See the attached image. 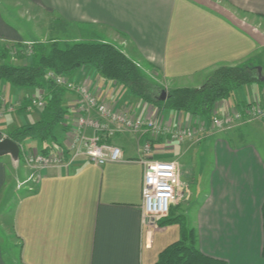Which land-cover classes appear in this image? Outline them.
I'll return each instance as SVG.
<instances>
[{
	"label": "crops",
	"instance_id": "crops-1",
	"mask_svg": "<svg viewBox=\"0 0 264 264\" xmlns=\"http://www.w3.org/2000/svg\"><path fill=\"white\" fill-rule=\"evenodd\" d=\"M0 6L25 13L38 30L42 28H15L0 10V46L27 50L25 46L35 42L108 44L166 93L199 88L217 68L252 63L264 50V0H0ZM59 23L68 30L67 42L50 37V27ZM70 77L99 92L112 114L158 117L171 130L205 122L168 110L159 113L119 84L100 79L91 67H81ZM38 93L0 82V141L12 130L40 120L37 109L7 113L10 105L19 107ZM76 103V95L68 92L64 108L69 125L78 115ZM251 103H264V88L257 84L218 103L213 114ZM86 116L105 121L92 110ZM107 123L112 135L105 133L104 142L121 149L120 162L98 165L66 153L62 164L33 169L9 155L0 159V208L16 197L10 216H0V264H155L187 227L185 222L160 225L167 218L155 228L142 223L140 160L146 142H151L149 157L154 160L174 161L176 153L186 155L199 147L207 156L204 160H210L206 183L191 180L198 189L194 197L202 194L199 201H191L189 223L199 251L224 264H264L263 120L225 131L207 128L199 140L182 143ZM251 127L259 137L243 138L242 132ZM179 170L182 180L186 171Z\"/></svg>",
	"mask_w": 264,
	"mask_h": 264
},
{
	"label": "trees",
	"instance_id": "trees-1",
	"mask_svg": "<svg viewBox=\"0 0 264 264\" xmlns=\"http://www.w3.org/2000/svg\"><path fill=\"white\" fill-rule=\"evenodd\" d=\"M32 61L28 65L16 66L10 63L9 52L0 47V82L14 89L41 91L45 105L40 120L12 130L7 138L22 146L26 141L39 142L42 155H49L57 144L56 130L67 116L64 98L68 93L56 86L48 72L70 77L81 67H91L102 80L119 84L125 92L153 106L159 113L168 110L209 122L215 106L232 98L242 87L260 82L257 67L252 63L233 67H219L212 72L199 88H180L166 93L161 100L162 89L151 83L138 67L123 53L108 44L77 43L61 45L58 42L31 45ZM16 54V55H20ZM30 101L24 102L19 111L25 110ZM264 225V203L262 206ZM181 222L170 214L160 225ZM184 226V225H183ZM180 239L166 247L155 264H224V262L203 255L196 245L193 229L181 228Z\"/></svg>",
	"mask_w": 264,
	"mask_h": 264
},
{
	"label": "built area",
	"instance_id": "built-area-1",
	"mask_svg": "<svg viewBox=\"0 0 264 264\" xmlns=\"http://www.w3.org/2000/svg\"><path fill=\"white\" fill-rule=\"evenodd\" d=\"M17 54V53H15ZM31 54V52H29ZM48 79L56 86L62 87L67 92L74 93L77 97V112L80 115L77 140L78 147L71 152L73 158L85 156L92 162L103 165L104 163H117L122 160V151L119 147L103 142L104 135H112L107 128V122H113L118 130L146 131L154 138L167 139L171 143L199 140L201 135L210 128L215 131L231 129L235 124L250 122L254 119L264 120V106L259 104H242L235 108L225 110L221 115L213 114L209 122L196 123L189 127H180L174 130L165 126L158 117L139 119L129 115L127 111L111 113L99 92L85 84L75 82L71 77L58 76L53 72L47 73ZM45 105L44 95L41 92L30 100L28 108L42 109ZM92 110L104 119L95 120L86 116ZM106 137V136H105ZM26 165L33 169H41L64 162L63 155L29 156L28 152L21 149ZM152 153L151 142L142 146L143 182L142 198V223L148 227H156L158 222L169 216L172 205L185 197L188 199V187L180 179V170L177 162L154 160L149 157Z\"/></svg>",
	"mask_w": 264,
	"mask_h": 264
},
{
	"label": "rangeland",
	"instance_id": "rangeland-1",
	"mask_svg": "<svg viewBox=\"0 0 264 264\" xmlns=\"http://www.w3.org/2000/svg\"><path fill=\"white\" fill-rule=\"evenodd\" d=\"M6 8L4 6H0V10L3 14V18L8 22V24H10L11 26H13L15 28H19L23 31H25L27 28H29L30 30H34L36 28V24H37L36 21L35 20L29 21L31 19L30 16L26 15L25 13L20 14L21 13L20 11H18L17 9H14L12 7L7 8V9ZM262 22L264 24V20L261 21V23ZM39 29L40 30H38L36 28V32L41 31L42 28H39ZM43 31H45L47 34L46 29H44ZM49 31H50V37L56 36L59 40H63L64 42H67L66 38L69 36L68 30L65 29V27L63 28V26L60 23L59 24H53V26L50 27ZM45 32L43 34H45ZM31 45L32 44H30L29 46H25L27 50H23L22 49L23 46H21V45H15L14 47H5V46H3V47L9 52L10 59L21 60L20 62H14L13 60L12 61L10 60L11 64L27 65V64H30L31 60H32V56H31V54H29V52H31L30 51ZM61 45H64V44H61ZM0 47H2V46H0ZM15 53H17V54L21 53V54L16 55ZM252 64L254 66H256L257 68H260L262 70V74L264 75V50H261V52L256 55V58H254L252 60ZM142 74H144V72H142ZM144 77L147 78L148 76H146L144 74ZM148 80H149V78H148ZM37 95H39V93ZM258 104L260 106H264V103H258ZM20 107H21V105L19 107L16 105L15 106L10 105L7 113L13 114ZM33 109L34 108H28L27 107L24 110V112L26 111V113H28L29 111H32ZM37 110L41 112L42 109H37ZM19 112H21V111H19ZM79 117H80V115L78 114L76 121L74 123H71L70 125L68 123H66V120L64 119L63 123L57 128V130H56L57 144L53 145V147H52V151H51L52 155H57L58 157H61L63 155L62 157L64 159L66 153L69 154V153L74 151V148L78 147L79 141L77 140V135H78L77 132H78L79 124H78L77 120ZM252 127H251V130L249 129V130L242 132V134L244 136L243 138L259 137V135L257 134V132H258L257 129H253ZM7 136H8V134H7ZM238 138H240V137L238 136ZM103 142H104V140H103ZM37 143H39V142H37ZM38 145H36V144L28 145L25 143L22 144V146L19 145L20 152H19L18 163L21 165H22V163H24L25 166H27L26 162L22 156L21 149H24L25 151H27L29 156H32V157H34L35 154H41V149L43 146L40 143ZM199 148L197 149V151L196 150L192 151L186 155L180 156V154L176 153V155L172 159V160L177 162L180 169H182L184 172L186 171V173L182 176L183 178L181 181H182V183L187 185V187L189 189L188 192L192 193V195H190V193H189L188 199L186 197L184 199H181L180 202L178 203V206L174 209V211H172L171 214L173 216L175 215V216L179 217V219H182L183 222H185V226L187 227L186 229H188V230L190 229L189 223L193 220V214H192L193 213L192 212V210H193L192 205L193 204L191 201L194 200V198H196V197H194L195 196L194 195L195 190L198 192V189H196V187H194V185L191 184V180L193 178H195L196 181L199 183H202V181L204 183H206L205 181L208 180V176H209L210 169H211L210 160H208V161L204 160L207 156H205V157L202 156L203 155L202 151H200ZM2 158L3 157H1L0 159H2ZM161 160L171 161V160L164 159V158ZM208 162H209V164H208ZM190 169L193 170V173ZM202 172H203V175H201ZM206 178H207V180H206ZM198 188L201 189V186H199ZM201 195L202 194H200V192H199V196L196 198V201H199L201 199ZM190 196H191V200H190V202H188ZM15 199H16V197L13 196L11 198L10 204L7 208H3V207L0 208V216H2V217L10 216V212L13 211L14 205L16 203ZM187 225H189V226H187Z\"/></svg>",
	"mask_w": 264,
	"mask_h": 264
},
{
	"label": "water",
	"instance_id": "water-1",
	"mask_svg": "<svg viewBox=\"0 0 264 264\" xmlns=\"http://www.w3.org/2000/svg\"><path fill=\"white\" fill-rule=\"evenodd\" d=\"M258 78L260 82H264V75L262 70L257 68ZM166 97V92L162 91L161 100H164ZM20 147L18 144L14 143L12 140L5 138L0 141V158L6 155H9L15 162L19 158Z\"/></svg>",
	"mask_w": 264,
	"mask_h": 264
}]
</instances>
